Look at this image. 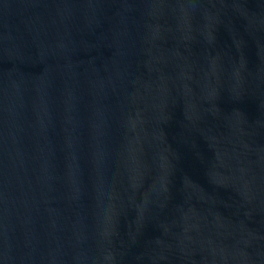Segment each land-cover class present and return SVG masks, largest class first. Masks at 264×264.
<instances>
[{"label": "water", "instance_id": "95a60500", "mask_svg": "<svg viewBox=\"0 0 264 264\" xmlns=\"http://www.w3.org/2000/svg\"><path fill=\"white\" fill-rule=\"evenodd\" d=\"M0 264H264V0H0Z\"/></svg>", "mask_w": 264, "mask_h": 264}]
</instances>
